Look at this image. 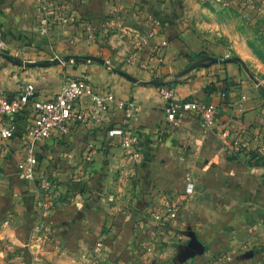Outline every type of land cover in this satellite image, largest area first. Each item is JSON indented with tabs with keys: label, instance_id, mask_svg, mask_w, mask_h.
Masks as SVG:
<instances>
[{
	"label": "crops",
	"instance_id": "1",
	"mask_svg": "<svg viewBox=\"0 0 264 264\" xmlns=\"http://www.w3.org/2000/svg\"><path fill=\"white\" fill-rule=\"evenodd\" d=\"M40 1L0 0V93L16 98L22 86L31 83L37 96L49 99L66 77L87 79L97 92L133 102L127 128L137 135L142 157L131 165L125 184L117 186L122 150L115 138L107 136L106 127L122 124L121 111L100 127L77 123L66 134L54 132L40 143L38 171L48 174L59 189L45 220L53 233L46 242L32 230L38 221L37 181H20L16 175L33 120L31 105L2 117L0 125H14L15 132L0 141V259L13 251L24 254L23 246L33 244L42 248L33 252L40 255L41 264H82L77 260L88 258V247L101 242L102 264H125L134 246H146L141 242L143 230L138 238L135 231L150 227L148 212L164 200L188 197L190 157L185 156L198 139L213 150L202 165H215L213 180L224 192L214 208L217 217L203 223L192 216L190 199L181 202L163 246L144 247L157 255L150 264H264V153L259 140L254 141L255 129L264 123V93L239 62L225 61L237 57H227L224 47L192 32L179 0H42L48 8L58 4L64 9V20L48 34L39 31ZM223 1L240 8L250 25L264 34V0ZM114 7L120 11V24L110 29ZM85 56L105 64L70 60L37 65ZM171 101L179 106L213 105V124L193 123L194 118L203 122L189 111L169 124L165 109ZM82 106L89 104L83 101ZM234 137L247 148L232 155ZM191 235L198 250L189 247Z\"/></svg>",
	"mask_w": 264,
	"mask_h": 264
},
{
	"label": "built area",
	"instance_id": "2",
	"mask_svg": "<svg viewBox=\"0 0 264 264\" xmlns=\"http://www.w3.org/2000/svg\"><path fill=\"white\" fill-rule=\"evenodd\" d=\"M40 3L41 27L39 31L42 34H48L54 26L64 20L61 16L64 9L58 4L48 8L42 0ZM112 11L113 16L109 22L110 29L118 28L120 24L119 9L114 7ZM164 95L169 97L167 92ZM221 96L225 97V94L223 93ZM83 101H86L89 106L80 107ZM28 104L31 105L33 120L26 130L27 139L24 153L16 164V175L20 181H37L38 221L32 230L36 234H43L47 230L45 220L52 214L54 202L59 196V189L48 174L38 171L36 148L40 143L50 139L54 132L66 134L77 123L85 124L88 128L100 127L106 124L110 116L116 111H121L124 114L122 124L117 127H106L107 136L115 138L122 150V164L116 175L117 186L125 184L129 177L131 165L140 162L142 154L137 147L139 142L137 135L127 128V120L134 111L133 102L119 99L111 92L99 93L95 85L87 79L66 77L59 92L49 99L37 96L31 83L24 84L16 98L8 99L0 93V119L4 116L19 114ZM187 111L197 114L206 126H211L214 122L216 108L211 104L202 105L197 102L186 103L181 106L172 101L169 102L165 109L166 120L169 124H176L183 112ZM14 132V125H0V141L10 139ZM263 135L264 123L257 126L254 133V141L259 140L258 147L262 153H264ZM246 148L247 144L240 137H234L230 143L229 152L234 155L244 152ZM84 161L87 166L90 156L87 155ZM151 214L160 226L177 219L176 208L170 207V205H166L164 212L161 209H151ZM101 248L102 243L97 242L95 245L96 253H100Z\"/></svg>",
	"mask_w": 264,
	"mask_h": 264
},
{
	"label": "rangeland",
	"instance_id": "3",
	"mask_svg": "<svg viewBox=\"0 0 264 264\" xmlns=\"http://www.w3.org/2000/svg\"><path fill=\"white\" fill-rule=\"evenodd\" d=\"M179 1L181 2L180 10L182 11V14L188 16L187 24L188 27L192 29V32H199L201 37L207 43H215L224 47L228 51L226 55L227 57L232 55L231 58L237 57L242 60L246 66V68L242 67L244 72L247 73L248 71L249 74L256 77L258 79H256L257 82L259 81L260 86L264 90V34L260 31V28H258L257 25H250L244 12L241 11L240 8L234 9L232 6L227 5L223 0ZM248 49L251 50V53H247ZM247 56H251V58L248 59ZM253 65L255 67H253ZM192 122L198 125H203V123L197 121L196 118H194ZM194 146V148L191 147L189 149L190 154L185 156L190 157V165L187 166L186 172L189 180H185V193L188 197H184V199H181L182 201L177 202L164 200V202H161L159 206H155L153 209H161L164 212L166 210V205H170V207L174 206L178 218V211L181 202H186L190 199L192 204V216H194L195 219L199 217L202 219V222L204 219H210L213 222L217 217V213H215L216 211L214 209L217 208V199L221 197L219 196L220 193L223 194L224 192L221 191L219 183H215L213 180L215 165H210L209 163H207V165H202V162L210 159L213 150L205 149L206 146L201 145L198 139L194 141ZM185 193L177 191L179 196H182ZM223 200L224 198H222V201ZM148 215L149 218L153 220L150 227L145 229L137 228L135 231V237H137L140 231L143 230L141 242H145L146 246H134L135 250H130L129 255H127L124 260L125 264H150L151 260L157 257V255L153 256L152 253H148L144 247L153 245L155 249H158V247L163 246V243L165 242L164 240L168 236H171V234L168 233L171 231V229L168 228L169 222L164 226H160L158 222L153 219L151 212H148ZM181 234L182 233H178L175 235ZM183 235L185 236L186 234L183 233ZM37 236L42 237V240L46 239V242H50L53 233L47 228L45 233L38 234ZM196 238H198V235H196ZM95 245L96 244L91 248L95 247ZM23 247V251L26 250L24 251V254H22V251H13L8 254H3L4 257L0 259V264H41L40 255H33V252L38 251L41 247L33 244L25 245ZM88 248L90 251V253H87L88 258H84L85 260L79 259L77 262L82 264H102L101 262L103 261H100V253H96V251L90 247ZM6 249L9 251V248ZM161 264L170 263L162 261Z\"/></svg>",
	"mask_w": 264,
	"mask_h": 264
},
{
	"label": "water",
	"instance_id": "4",
	"mask_svg": "<svg viewBox=\"0 0 264 264\" xmlns=\"http://www.w3.org/2000/svg\"><path fill=\"white\" fill-rule=\"evenodd\" d=\"M70 60H73L74 62H79V61H82V62H85V61H95V62H98L100 64H105V61L102 60V59H100V58L91 57V56H85V57H64V58H61V59H58L57 58V59H55V60H53L51 62L43 63V64H37V65L59 64V63L68 62ZM225 61H236V62H239L243 68H246L245 64L240 59H238V58H233L232 60H225ZM225 61H223V62H225ZM220 62H222V61H220ZM246 71H247V69H246ZM247 74H248L249 78L251 80H253L254 83L258 86V88L264 93V90L260 86L259 82H257L253 78V76L248 73V71H247ZM190 238H191V242L189 244V247L191 249H193V250H198L200 248V245L197 243L195 236L194 235H191Z\"/></svg>",
	"mask_w": 264,
	"mask_h": 264
},
{
	"label": "trees",
	"instance_id": "5",
	"mask_svg": "<svg viewBox=\"0 0 264 264\" xmlns=\"http://www.w3.org/2000/svg\"><path fill=\"white\" fill-rule=\"evenodd\" d=\"M258 162V161H257ZM257 162H255L254 164H249L250 166H253V165H257L259 162H260V160H259V162L257 163ZM257 163V164H256ZM262 163H264V161L262 162Z\"/></svg>",
	"mask_w": 264,
	"mask_h": 264
}]
</instances>
